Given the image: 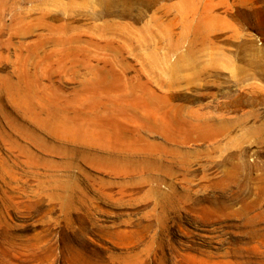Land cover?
Here are the masks:
<instances>
[{
    "label": "rangeland",
    "instance_id": "374dc122",
    "mask_svg": "<svg viewBox=\"0 0 264 264\" xmlns=\"http://www.w3.org/2000/svg\"><path fill=\"white\" fill-rule=\"evenodd\" d=\"M0 264H264V0H0Z\"/></svg>",
    "mask_w": 264,
    "mask_h": 264
}]
</instances>
